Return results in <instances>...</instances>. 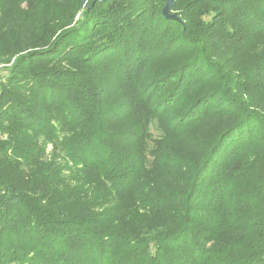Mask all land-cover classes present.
<instances>
[{
  "label": "trees",
  "instance_id": "obj_1",
  "mask_svg": "<svg viewBox=\"0 0 264 264\" xmlns=\"http://www.w3.org/2000/svg\"><path fill=\"white\" fill-rule=\"evenodd\" d=\"M7 1L0 264H264V0Z\"/></svg>",
  "mask_w": 264,
  "mask_h": 264
},
{
  "label": "rangeland",
  "instance_id": "obj_2",
  "mask_svg": "<svg viewBox=\"0 0 264 264\" xmlns=\"http://www.w3.org/2000/svg\"><path fill=\"white\" fill-rule=\"evenodd\" d=\"M54 1H56V3H60L64 6H69V3H68L69 0H54ZM89 1L91 2L90 5H93L95 3V2H93V0H83L82 5L80 6V8L76 11V13L74 15V21L80 17L81 12L84 9L85 3L87 4ZM183 2H184V0H181L179 2V4L181 5ZM17 8H21L23 11H25V9H27L26 0H8L6 2L5 9L7 11L15 10ZM170 13L176 17L175 19H179V21H181L179 16L177 15L176 11H174V12L171 11ZM155 20L157 23L156 16H155ZM5 21H6L5 24L10 26V29L8 30V32H10L9 35L16 36L17 40H16L15 44H12L10 41L11 36L9 38V36L7 34L0 33V59H2V61H3L2 63H0V67L1 66H9L14 61V59L19 55H24V54H26L32 50H39L41 48H46L48 46V45L42 43V40L39 39L38 30H35L34 34L31 33L32 27L37 28V26H35L37 21H34L33 19H24L22 15L19 16V14H15V13H12V16L8 15L6 17ZM71 25H69V26H71ZM69 26H67V27H69ZM162 27H163V25L160 26V29H161V31H164V28H162ZM178 32H179L178 29H174L170 35H174ZM56 34H60V32L59 31L55 32L54 37ZM221 35H222V37H225L222 33H221ZM221 35H220V37H221ZM218 36H219V34H218ZM234 44L235 43L229 44L230 48L227 50L228 55L230 53L231 47L234 46ZM13 49H15V50L12 52V55H8L7 59H4L5 54L7 52L13 50ZM179 53H181V51H179ZM179 53L174 52L173 55L175 57H177L179 55ZM225 60L227 61V59H225ZM156 63H162V61L156 62ZM88 68L89 69L92 68V70L93 69H94V71L96 70L99 75H102V71H101L100 67L90 64L88 66ZM4 72H5V70L0 71L1 75L4 74ZM254 83L251 82L252 85ZM102 85H104V84L102 83ZM106 91H107V94H105V96L107 95V100H111L115 93L111 90L110 87H109V89L106 88ZM258 93L259 94L257 96H253L250 98V102L254 106H258V107L264 106V90L263 91L260 90ZM220 123H221V120H217V121H215L214 125L216 127H218L220 125ZM125 124H126V122H123L121 125H125ZM151 131L153 134H156V132H157L153 126L151 127Z\"/></svg>",
  "mask_w": 264,
  "mask_h": 264
},
{
  "label": "water",
  "instance_id": "obj_3",
  "mask_svg": "<svg viewBox=\"0 0 264 264\" xmlns=\"http://www.w3.org/2000/svg\"><path fill=\"white\" fill-rule=\"evenodd\" d=\"M95 1H103V0H93V2H95ZM162 1L165 2L164 3V6L162 8V14H163V16L165 18H174L175 19L176 17L170 13V10L172 8V5L174 3V0H162Z\"/></svg>",
  "mask_w": 264,
  "mask_h": 264
}]
</instances>
